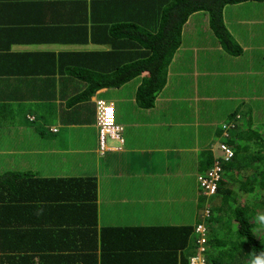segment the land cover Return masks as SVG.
I'll return each mask as SVG.
<instances>
[{
	"label": "crops",
	"instance_id": "0c3cea01",
	"mask_svg": "<svg viewBox=\"0 0 264 264\" xmlns=\"http://www.w3.org/2000/svg\"><path fill=\"white\" fill-rule=\"evenodd\" d=\"M144 1L0 0V230L17 241V247H0V264H190L196 253V237L190 226L199 220L198 214L193 224L192 214L175 217L162 208L161 215L152 221L100 222L102 200L110 201L107 206L117 203L121 207L133 202L137 193L174 191L165 181L174 180L173 166L180 155L176 157L174 152L175 126L168 115L160 124L158 120L145 122L147 128L154 129L146 135H128L126 129L140 123L127 113L126 120L115 113L119 137H110L113 141L107 143V136L103 149L99 145L96 100L105 99L109 89L136 80L133 101L138 105L135 93L143 74H131L118 86L95 90L86 100H73L84 89L85 79L115 78L114 74H123L116 65H134L142 60L141 32L144 28L156 31L173 3ZM191 15L183 26L182 43L169 60L165 85L176 54L187 48L191 52L197 46L207 54L204 44L195 45L189 39L194 25ZM223 60L231 59L224 56ZM223 71L231 69L223 66ZM203 82L208 83L205 71H198L197 78L190 81L195 95L187 94L189 122L195 115L194 105L207 98L195 91ZM80 110L88 112L90 124L81 123ZM199 130L195 121L188 136ZM140 141L144 146L137 145ZM216 146L213 140L210 148ZM210 148L204 158L197 159L198 171L199 161H205ZM209 154L213 163L215 155ZM102 157L101 168L98 159ZM159 164L169 168V173L154 179ZM45 177L64 179L60 185H65V190L59 195L64 191V195H71L73 206L81 203L79 184L92 186L90 178L94 179L97 223L86 224L82 231L78 215L71 225L64 220L46 223L43 216L56 214L52 208L66 216L71 207L48 199L57 186L48 185L42 180ZM197 189L200 191L198 185ZM195 195L184 197L191 205L192 197L199 198ZM162 202L166 203L161 207H168L171 197ZM195 202L198 207L199 199ZM12 229L16 232L10 234ZM40 235L61 237L62 248L35 246L32 241L39 240ZM80 240L85 243L80 244ZM29 244L32 247H27Z\"/></svg>",
	"mask_w": 264,
	"mask_h": 264
},
{
	"label": "rangeland",
	"instance_id": "374dc122",
	"mask_svg": "<svg viewBox=\"0 0 264 264\" xmlns=\"http://www.w3.org/2000/svg\"><path fill=\"white\" fill-rule=\"evenodd\" d=\"M191 16L194 25L189 39L195 45L204 44L208 49L207 54L204 55L198 46L196 49H192L191 52L187 48L176 54L170 65L168 83L157 94L155 102L151 106L152 108H141L133 101L136 80L128 81L116 89H109V94L105 98L114 103L115 113L120 116L121 120H126L124 116L127 113L136 122L140 123L137 127L127 128L128 135H146L147 132L154 129L147 128L145 122L158 120L160 124L167 115L169 121L174 122V152L176 157L180 156L176 158L173 166L176 169L174 180L165 181L174 191L161 189L158 193L153 189L149 193H137L132 198L133 202L129 201L121 207H118L117 203L107 206L110 201L102 200L99 209L102 224L152 221L161 215V208L175 217L183 216L187 218L192 214L190 222L193 224L197 221L195 216L201 214L205 204L214 206V200L216 199L215 196H201L200 191L197 189V176L201 173L196 167L197 159L204 157L213 140L217 142V146L210 148L207 153H213L214 158H222L223 151L220 145L222 143L226 144L224 138L235 134V139L238 141L248 139V135L241 130L251 128V124L264 129V0L228 4L223 9V23L229 29L238 48L237 58H235V55H230L215 36L208 23L206 12H195ZM225 18L231 20V22L225 21ZM224 56L229 57L231 60H223L222 62ZM223 66L231 69V71H223ZM198 71L207 73L208 83H199L195 91L200 96L206 95L207 98H202L198 105H194L195 115L189 122L187 94L191 97L195 95L190 81L197 78ZM243 72H245V75H243ZM175 74L179 75L175 77ZM255 74H257V77ZM116 114L115 123L118 125L119 118L116 119ZM79 118L83 125L90 124L88 112L80 110ZM195 121H198L200 130L188 136L189 131L194 127ZM237 124L239 125L238 128H236ZM222 125L228 127L222 129ZM262 137H264L263 134ZM111 141L113 140L108 137L107 143ZM241 143L243 144L242 141ZM137 145L144 146L141 141ZM246 145L247 151L246 149L243 151L245 154L254 155L255 151L260 148V152L263 154L261 160L264 159V143L258 141L256 144L249 142ZM253 148L255 151H252ZM195 149L205 151L199 153ZM249 158H244L243 162L247 164ZM102 161L103 157L98 159L101 168ZM158 166L159 171L157 176L153 177L154 179L169 173V168L168 170L165 169L162 164ZM236 173L235 171L231 174L233 182H237L234 177ZM238 176L242 178L244 172ZM160 183L161 181H159ZM166 190H168V193H165ZM190 193L192 196L196 194L195 196L199 197L194 200V197H192L191 205L190 200L184 197V195ZM169 197L172 201L170 205L161 207L162 204L166 203L162 200H167ZM243 197H246V195H243ZM197 199H199L198 207L195 202ZM252 200L253 198L248 194L245 201L252 203ZM124 203L125 201H123ZM224 214L226 215V212ZM259 232L262 233L263 229ZM209 236L211 238L216 237L210 232Z\"/></svg>",
	"mask_w": 264,
	"mask_h": 264
},
{
	"label": "trees",
	"instance_id": "16d2710c",
	"mask_svg": "<svg viewBox=\"0 0 264 264\" xmlns=\"http://www.w3.org/2000/svg\"><path fill=\"white\" fill-rule=\"evenodd\" d=\"M152 1L147 0L144 3ZM246 1L263 0H173L172 5L165 11L160 27L156 31L144 28L141 32L143 39L142 60L134 65H116L123 74H114L115 78L85 79L86 85L84 89L73 100H86L91 97L95 90L118 86L125 82L126 77L131 74H143L135 93V99L141 108L151 107L157 94L166 84L168 63L173 53L178 50L182 43L183 26L188 17L195 12H206L208 23L222 46L230 54L237 55L238 48L229 29L223 23V9L228 4ZM238 126L237 124L236 128ZM222 129H226L224 125H222ZM241 131L248 135V139L241 140L243 144L235 139V134L224 138L226 144L233 149L234 154L229 161L222 163V179L219 181L216 194L213 195L216 197L214 206L210 205L212 215L206 222L208 229L204 251L207 264H249L251 254L264 252V225L259 224L256 219L258 215L264 214V159L261 160L263 154L260 152V148L256 151L253 148L252 151H255L254 155L243 152L245 149L247 151L246 144L249 142L256 144L259 141L264 143V137H262L264 129L251 124V128L242 129ZM248 157H250L249 162L246 164L243 159ZM211 163L212 159L210 154L207 153L205 161H199L198 163L199 171L208 169ZM235 171L237 173L234 177L237 182L231 180V174ZM243 172L244 176L242 178L239 177L238 175ZM42 180H45L48 185L55 184L57 186L55 192L49 193V200L61 202L57 204L58 206L71 207L67 211L66 216H63L62 211L52 208L51 211H55L56 214L43 216L46 219V223L54 220H64L66 224L71 225L77 215L79 216V229L86 224L97 223L96 206L93 204L96 189L94 179L90 178L92 186L81 187L79 184V201L81 203L75 206L72 204L71 195H64L66 194L65 191L62 195H59L60 191L65 190V185H60L65 183L64 179L61 177L54 179L45 177ZM36 181H38L37 178ZM59 187H61V190H59ZM248 194L253 198L252 203L245 201ZM243 195H246V197H243ZM201 196L203 195L201 194ZM5 207L9 208L10 206ZM225 212L226 215L224 214ZM19 216V214H16L15 218L20 219ZM35 218L38 220L37 217ZM3 219L5 220L6 216ZM40 229L38 228L37 232ZM261 229H263L262 233L259 232ZM51 230L48 229L47 231ZM6 232V230H0V234L4 235L0 238V247H17V241L7 238L8 233L6 234ZM15 232L16 230L12 229L10 234ZM190 232L194 233L193 226H190ZM209 232L216 237L211 238ZM78 235L81 236V233ZM40 236L39 240L35 238L32 241L35 246L62 248L61 237ZM83 242L85 243V241L80 240V244ZM27 247L32 246L29 244Z\"/></svg>",
	"mask_w": 264,
	"mask_h": 264
},
{
	"label": "built area",
	"instance_id": "2783aa9c",
	"mask_svg": "<svg viewBox=\"0 0 264 264\" xmlns=\"http://www.w3.org/2000/svg\"><path fill=\"white\" fill-rule=\"evenodd\" d=\"M111 109V112L108 110ZM97 127L99 128V145L103 149L107 136L111 138L119 137V128L115 124L114 104L102 99L96 100ZM225 128L228 126L224 125ZM220 148L223 151L222 158L215 157L211 166L200 171L197 176L198 187L203 197H212L216 194L219 181L222 179V162L229 161L234 152L233 149L222 143ZM210 204H205L200 214L199 221L194 226L196 253L190 258V264H207L205 257V240L207 234L206 219L210 216Z\"/></svg>",
	"mask_w": 264,
	"mask_h": 264
},
{
	"label": "clouds",
	"instance_id": "9594fccd",
	"mask_svg": "<svg viewBox=\"0 0 264 264\" xmlns=\"http://www.w3.org/2000/svg\"><path fill=\"white\" fill-rule=\"evenodd\" d=\"M113 103V102H112ZM114 104V103H113ZM115 111V110H114ZM116 124V123H115ZM200 190V189H199ZM211 209V208H210ZM211 214V212H210ZM259 224L264 225V214H260L256 217ZM207 222V219L206 221ZM197 223V222H196ZM195 223V224H196ZM195 226V225H194ZM193 226V227H194ZM249 264H264V252H258L255 254H251V259Z\"/></svg>",
	"mask_w": 264,
	"mask_h": 264
},
{
	"label": "snow or ice",
	"instance_id": "6c2138e0",
	"mask_svg": "<svg viewBox=\"0 0 264 264\" xmlns=\"http://www.w3.org/2000/svg\"><path fill=\"white\" fill-rule=\"evenodd\" d=\"M108 111L111 112V109H109Z\"/></svg>",
	"mask_w": 264,
	"mask_h": 264
}]
</instances>
